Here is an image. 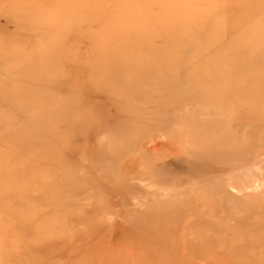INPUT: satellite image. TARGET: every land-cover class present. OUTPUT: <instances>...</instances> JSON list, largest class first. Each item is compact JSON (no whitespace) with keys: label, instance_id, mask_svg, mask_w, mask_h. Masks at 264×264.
I'll use <instances>...</instances> for the list:
<instances>
[{"label":"rangeland","instance_id":"1","mask_svg":"<svg viewBox=\"0 0 264 264\" xmlns=\"http://www.w3.org/2000/svg\"><path fill=\"white\" fill-rule=\"evenodd\" d=\"M77 1L0 0V48L10 47L0 52V264H264V136L251 144L252 150L246 153L248 158L239 171L226 169L217 175L213 164L179 133L178 119L197 115L200 102L194 107L189 102L173 111L171 107L163 108L167 119L158 126L150 124L155 113H144L145 122L140 123L141 113L136 111L142 110L143 104L131 102V111L124 108L123 101L108 98L94 87H82L87 76L84 72L74 73L75 63L71 64L68 57L73 47L65 36L71 32L64 35L43 27L33 30L14 20L33 5L53 7L50 17H55V11L62 12V18L79 27V33L69 37L78 42L76 56L83 59L89 52L87 41L91 35L79 26L86 6ZM101 1L105 11L110 6L114 9L132 3L97 0L98 4ZM181 1L183 10L176 5L175 11L172 2H163V17L150 24L173 34L186 33L193 27L205 33L210 30L201 41L193 37L191 42L195 45L225 38L222 34L226 29L229 33L225 39L238 40L241 59L250 60L242 43L255 38L259 29L254 28L264 14V0ZM184 7L205 13L183 17L191 14ZM76 11L82 14L77 16ZM94 15L85 13L87 18ZM121 21L129 22L126 18ZM101 22L102 18L94 27L98 28ZM136 22L135 28L140 29L143 19ZM14 45L29 52L47 47L51 53L58 45L53 54L62 55L67 63L65 69L54 64L56 70L45 81L25 82L30 86L29 92L17 95L23 110H15L7 97L10 83L24 82L12 75L24 68ZM226 52L232 49L222 51ZM34 63L38 65L37 61ZM42 91L55 95L52 105H56L54 99L75 93L77 97L70 101L76 104L77 100L78 117L92 120L74 124L77 112L67 118L65 125H52L54 119L47 113L50 96L46 102L40 101ZM28 94L33 97L24 99ZM188 109L190 112H186ZM246 116L241 112V128L235 122L230 125L231 132L244 145L255 140L256 122ZM200 118L208 119L207 114ZM53 128L57 138L51 142ZM261 133L264 130L257 135ZM125 134L133 137L134 144L118 140ZM101 146L111 151L129 146L132 152L111 165L99 158ZM227 173L236 178L242 192L230 187L211 192L226 179ZM212 194L221 201L212 203ZM189 222L197 226L192 231L200 232L192 234L193 244L199 242L197 234L208 233V252L202 248L196 253L183 244Z\"/></svg>","mask_w":264,"mask_h":264},{"label":"bare ground","instance_id":"2","mask_svg":"<svg viewBox=\"0 0 264 264\" xmlns=\"http://www.w3.org/2000/svg\"><path fill=\"white\" fill-rule=\"evenodd\" d=\"M133 1L138 2L133 3ZM77 2L81 6H86L82 13H95L91 18H87L85 13L75 12L77 16L81 14L83 16L79 18L82 19V21L79 20V26L85 27V31L91 35V38L87 41L89 52L83 59L76 56V51L79 52L78 42L71 39L72 35L79 33V27L76 23L70 24L68 20L62 18V12L55 11V17H50L53 7L46 9L33 5L28 6V10L21 15L17 14L14 20L18 23L24 22L33 30L43 27L46 30L48 28L56 29L64 35L71 32L69 34L71 38L69 35L65 36L68 44L73 47L72 53L68 57L71 58H69L71 64L74 65L75 63V66H73L74 73L77 71L79 75H82L84 72L87 76L82 87H94L97 91L105 93L108 98L123 101L126 103L124 108L131 109V111L134 108V104H131V102L143 104L140 107L142 110L136 111L141 113L138 119L140 123L145 122L144 113L149 112L150 114L155 113L154 121H150V124L164 125L163 122L167 119V116L163 117L165 114L163 108L171 107L173 111L181 108L182 105H187L189 102L193 104L189 103L193 107L200 102L202 106L198 109L197 115L191 114L194 115L191 118L184 116L181 119L179 118L180 120L178 119L181 127L180 137L188 140L196 151L213 164L217 175L225 173L226 169L239 171L241 163L248 158L246 153L250 152L249 149L252 150L251 144L259 141L264 136L262 133L260 136L257 135L261 130H264V14L256 24L257 28H254L255 30L259 29L255 34V38H252V41L248 40V42L242 43L243 49L248 50L244 54L250 60L246 61L241 59V43L238 40L225 39L229 33L226 29L222 34L225 38L223 37L219 41L209 39L208 42H198L199 44L195 45L194 42H191L193 37L201 41L210 30L205 33L204 30L198 31L196 27H193L186 33L173 34L150 24L152 20L163 17V13L160 11L163 2H172L175 11L176 5H179L178 8L182 9L181 0H131L132 3L125 7L113 9V6H110L107 11L104 10L103 1L100 4L97 0H78ZM88 2L93 3L88 4ZM154 6L157 7V12L154 11ZM184 10L191 14L182 11L183 14L185 13L183 17L193 18L197 14L205 13V11L192 12L193 10L186 7H184ZM34 15L37 17H34ZM101 18L102 22L98 28L94 27L97 26L94 23H97ZM122 18L128 19L129 22H119ZM141 19H143L142 29L135 28L138 25L136 21ZM210 24L208 23V26ZM80 41L82 42L83 39ZM43 42H46V40H43ZM14 46L13 50H16L19 55L17 59L24 63V68L12 75H17L24 82L19 84L10 83L7 97L15 110H23L24 105L21 104V101L17 102L20 99L17 95L29 92L30 86L25 82L45 81V77L53 74L56 70L54 64H58L59 69H65L67 63L63 61L62 55L57 54L54 56L53 52L56 51L58 45L52 49V53L47 47L29 52V50H19V45ZM9 48L8 45H5L0 48V52L7 51ZM230 48L232 52L222 53L224 49ZM258 49L263 52L256 53L255 50ZM36 61L38 65L34 63ZM80 61H83V63H80ZM51 93L42 91L39 94L43 97L40 101L46 102L47 96H50V98L48 97L50 100L48 99L47 113L54 119V121L51 120L52 125L60 127L61 123L65 125L68 122V117H73V114L79 111L77 100V107L75 103L70 101L71 98H76L77 95L71 92L67 93L59 99H54L56 105H52L54 102H51V100L55 95ZM32 97V94H28L24 99ZM188 111L190 112L189 109L186 110V112ZM241 112L247 113L246 118L255 121L257 125L254 126L253 131L255 140L248 141L247 145L241 143V138L230 130V125L233 122L238 123L240 126L237 125L238 128H241ZM78 114L79 112L76 115L77 117ZM205 114H207L208 119L200 118V115ZM79 117L78 120L73 119L74 124L76 122L78 125L80 123L86 124L92 120L85 116H81L80 119ZM54 130L55 128L51 129L50 132L49 140L51 142L56 141L57 138ZM123 137L118 140L134 144V139L130 135L125 134ZM130 150L129 146L128 149L116 148L112 151L106 146H101L99 158L103 161L102 163L105 161L110 162V164L111 162L117 163L122 157L128 158L129 153L132 152ZM228 174H226V179L220 182L217 187L212 188L211 192L214 193L216 190L225 191L224 189L229 187L234 191L240 190L239 192H242L241 187L235 183L236 178ZM239 177L241 179V175ZM254 182L253 184H255ZM259 185L261 186L260 181ZM215 194L211 195L210 201L219 203L221 200H218ZM198 212L200 210H197ZM211 213L212 215L217 214L215 211ZM206 214H209V212H206ZM196 223L201 224L200 222ZM196 227L193 222L186 225L187 231L183 233V244L195 250L196 253L202 252V248L208 252L211 244L209 237L207 238L208 233L203 231L205 229H202V234H197L199 242L195 241L193 244L195 233H198L199 230L192 231L191 228L196 229ZM217 238L221 243V237L218 236ZM127 252L130 253L128 250Z\"/></svg>","mask_w":264,"mask_h":264}]
</instances>
